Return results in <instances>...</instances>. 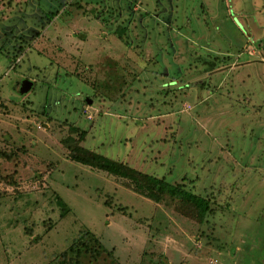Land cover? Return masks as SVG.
I'll return each mask as SVG.
<instances>
[{"label": "rangeland", "instance_id": "1", "mask_svg": "<svg viewBox=\"0 0 264 264\" xmlns=\"http://www.w3.org/2000/svg\"><path fill=\"white\" fill-rule=\"evenodd\" d=\"M69 126L215 214L72 162ZM0 152V264L85 231L107 252L81 264H264V0H0Z\"/></svg>", "mask_w": 264, "mask_h": 264}, {"label": "trees", "instance_id": "2", "mask_svg": "<svg viewBox=\"0 0 264 264\" xmlns=\"http://www.w3.org/2000/svg\"><path fill=\"white\" fill-rule=\"evenodd\" d=\"M21 55V51H19ZM216 60H219L218 58ZM71 136L64 140V145L72 162L102 171L114 178L123 180L135 193L151 200L156 204L171 200L177 211L198 223H203L209 216L215 214L214 198L196 193L195 189L182 183H170L166 178L140 172L130 165L112 160L92 152L81 146L87 134L81 129L69 126ZM0 157L10 159L11 155L0 152ZM107 205H110L107 203ZM102 252H107L97 237L85 231L75 239L68 251L59 257L60 264H81L82 257L90 256L97 259Z\"/></svg>", "mask_w": 264, "mask_h": 264}, {"label": "water", "instance_id": "3", "mask_svg": "<svg viewBox=\"0 0 264 264\" xmlns=\"http://www.w3.org/2000/svg\"><path fill=\"white\" fill-rule=\"evenodd\" d=\"M33 87H34V83L32 81L23 80L19 82L18 84L17 93L19 95L24 96L28 94L32 90Z\"/></svg>", "mask_w": 264, "mask_h": 264}]
</instances>
